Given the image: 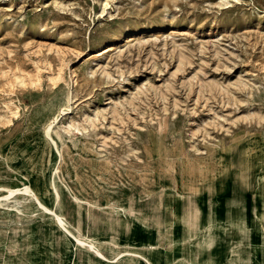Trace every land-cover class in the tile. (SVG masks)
I'll return each instance as SVG.
<instances>
[{"label":"rangeland","instance_id":"1","mask_svg":"<svg viewBox=\"0 0 264 264\" xmlns=\"http://www.w3.org/2000/svg\"><path fill=\"white\" fill-rule=\"evenodd\" d=\"M71 117L94 126L54 130L59 158L44 129ZM54 167L70 194L103 209L133 197L155 213L164 202L166 230L181 224L188 245L202 237L186 233L190 216L226 198L240 196L264 229V0H0V187H29L49 205ZM5 206L0 250L47 227L66 236L41 211L21 218ZM62 210L82 229L68 193ZM115 219L99 208L87 218L91 237L125 242L108 257L161 264ZM252 249L164 264H253Z\"/></svg>","mask_w":264,"mask_h":264},{"label":"bare ground","instance_id":"2","mask_svg":"<svg viewBox=\"0 0 264 264\" xmlns=\"http://www.w3.org/2000/svg\"><path fill=\"white\" fill-rule=\"evenodd\" d=\"M92 126H94L93 121L90 123L77 122L76 119L72 117L65 122L55 120V122H50L45 127L44 136L55 149L57 157L62 158L57 142L52 137V132L54 130H58L65 134H69L71 131L75 130L84 134L87 130L91 129ZM57 170L58 168L54 167L49 176V186L51 189V202L49 205L42 203L39 197L34 194L29 187L20 189L12 187H0V190L3 191V193H0V207L5 206L4 203L10 201L11 205L5 207L9 208L11 211H14L16 215H19L21 218L27 215L29 217H33V215L38 211L43 212L45 214L41 217L43 222L47 221V223H49L48 220H50L51 226H56L57 229L65 232L66 237L70 239L66 241L69 249L76 250L78 246L79 249L86 250L93 256L97 257L99 259V262L97 263L116 264L115 262H122L127 259L126 257H137L145 261H149V259L147 256H139L138 254H133L128 250L117 253L113 258L104 255L103 251L108 250L105 246L112 247L110 245L112 244V240H104L103 242H99L96 241V238L91 237V235L86 232L87 218L90 208H99L100 211H103V214L107 215L108 217H114L117 215V219H115V221L121 223L124 226L123 231L130 229L133 232L131 237L134 241L143 242L142 247L149 249L151 252H155V254H159L158 260L161 262V264H164L166 261L171 260V258L177 257L179 255L181 257L190 255V258L193 257L194 260H197L202 256V254L212 255L214 258H216L225 251L228 252L230 248H235L238 251L237 253H240L241 251H244L247 244L253 245V249L251 250L252 253L250 254L251 256L249 258L252 260L253 264H261V262L264 264V256L262 259L261 252L259 251V247L264 244V229L261 226L260 220L258 221L256 217L252 216L253 212L251 215H248L246 212L247 208H245L243 200L238 201L240 196L236 201H226V198L225 201H220L215 207L207 210L202 215L198 214L195 217H192L191 215V222L193 223V220H195L194 223L196 224L193 229H188L186 233L189 236H195V234H197V236L202 237L193 240V244L188 245L186 240L184 241L182 239L183 236L181 235L184 234V228L181 224L174 225V228L171 230H166L165 223L168 222L169 219L172 220V218L170 215H168V213H163L164 202H159L157 211L155 213H150L148 210L146 212H142L138 206V201L133 197L120 199L117 201L119 204H112V206L105 205L106 208L103 209V206L100 204L80 201V199L75 197L73 194H70L67 187L58 178ZM67 193L70 195V200L74 205V218L82 225V229H79V231L76 230L77 233H74L75 229L71 228V225L63 215L62 209L65 202V195ZM30 204L34 205V209H30ZM234 205H239V207L236 208L238 209L236 211L237 217L234 215L235 224H232V229L229 230L233 218L232 211H235L231 208ZM151 215L154 219V222L149 221V217ZM157 226L161 227V231L156 229ZM49 230L50 228L47 227L45 233L42 231V236H49ZM229 231H231V236H234L235 240H226V237H230ZM103 236L111 235L107 234ZM255 237L260 239L253 240ZM3 238L4 236L0 235V241H2ZM176 239H179V241L175 242L174 244H170L169 246L165 244V241L172 242ZM38 244L40 245V242H37L33 247H37ZM204 245L208 247L205 249L201 248V246Z\"/></svg>","mask_w":264,"mask_h":264},{"label":"crops","instance_id":"3","mask_svg":"<svg viewBox=\"0 0 264 264\" xmlns=\"http://www.w3.org/2000/svg\"><path fill=\"white\" fill-rule=\"evenodd\" d=\"M96 239L99 242L112 240L121 246H125L122 238L113 239L108 236H103ZM13 240L18 242L16 248L0 250V258H4L0 259V264H100L86 250L69 249L66 241L70 239L66 236H14ZM25 242H40V245L30 247ZM105 247L106 249H110V252H105L107 256H111L116 251L114 248H109V246ZM127 264H139V262L132 261Z\"/></svg>","mask_w":264,"mask_h":264}]
</instances>
